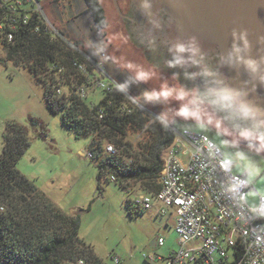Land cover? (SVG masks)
<instances>
[{
    "label": "trees",
    "instance_id": "1",
    "mask_svg": "<svg viewBox=\"0 0 264 264\" xmlns=\"http://www.w3.org/2000/svg\"><path fill=\"white\" fill-rule=\"evenodd\" d=\"M93 9L105 26L104 9L97 0ZM0 41L6 53L0 56V62L27 68L44 86L47 108L61 113L64 127L77 138L91 137L88 152L96 160L98 178L114 175L115 183L126 191L137 185L146 192L159 191L162 153L173 140L175 122L170 121L167 130L151 123L153 116L139 110L119 91L104 96L95 106L82 99L72 85L57 95L52 87L57 81L49 69L58 61L64 63L67 69L60 81L69 85L71 74H76L71 58L78 55L61 37L52 38L43 30L27 28L12 42ZM140 102L145 106V101ZM31 122L39 120L31 118ZM130 132H144L145 138L134 144L128 139ZM28 133L25 124L5 121L0 153V264H55L77 257L100 260L92 245L80 236L79 215L61 209L17 168L30 146ZM107 143L113 144L116 154L106 153ZM125 205L131 211L136 209L131 199Z\"/></svg>",
    "mask_w": 264,
    "mask_h": 264
},
{
    "label": "rangeland",
    "instance_id": "2",
    "mask_svg": "<svg viewBox=\"0 0 264 264\" xmlns=\"http://www.w3.org/2000/svg\"><path fill=\"white\" fill-rule=\"evenodd\" d=\"M42 5L46 0H40ZM108 21L107 37L112 55L122 64L129 63L154 70L156 77L143 83V89L158 88L160 83L178 86L173 76L167 75L148 65L140 49H137L123 30L119 15L112 0H101ZM5 49L0 41V56L5 57ZM196 89V88H194ZM128 90V89H127ZM66 91V89H65ZM129 91V90H128ZM132 92V91H131ZM135 95V94H134ZM136 97L140 95H135ZM89 97L97 102L101 92L94 90ZM147 113L158 116L167 112L169 120L176 127H189L206 132L216 143L224 140L229 145L223 147L225 153L244 152L255 163L256 174L250 179L255 182L259 192H264V151L257 152V146L247 145L246 140H238L235 135H221L214 125L199 129L195 119L185 120L175 117L180 102L170 100L161 103L144 102ZM143 105V104H142ZM210 111V106L207 109ZM61 113L51 112L44 97V86L36 80L27 68L0 62V153L3 149V130L7 120H14L28 127L30 146L17 163L21 173L29 177L61 209L80 217V236L92 245L94 252L106 263L112 264V253L121 257V264H144L142 252L157 251L167 254L177 248V235L172 217L157 211V203L145 210H129L127 199H133L135 193L143 191L139 186L126 191L105 176L97 177L96 160L88 156L90 136L77 138L61 122ZM31 118L39 120L32 123ZM205 123L206 119H205ZM145 138L144 132H130L128 139L136 144ZM238 141V142H237ZM240 161H235L233 170H240ZM247 193V202L253 207L258 204V195ZM256 193V192H255ZM155 237H163V246H151Z\"/></svg>",
    "mask_w": 264,
    "mask_h": 264
},
{
    "label": "built area",
    "instance_id": "3",
    "mask_svg": "<svg viewBox=\"0 0 264 264\" xmlns=\"http://www.w3.org/2000/svg\"><path fill=\"white\" fill-rule=\"evenodd\" d=\"M27 28L43 30L52 38H63L44 12L40 0H0V40L12 42ZM67 42L78 53L71 58L76 74H71L69 85L60 81L67 66L58 61L49 69L57 81L52 87L61 95L72 85L82 99L95 106L104 96L116 91L115 82H120L107 68L103 54L92 57ZM94 90L101 92L97 102L89 97ZM124 94L132 102L128 96L132 95L128 91ZM137 107L147 113L141 102ZM99 116H103L102 111ZM205 137L219 145L204 131L174 127L173 140L162 153L159 191H140L131 200L142 210L157 203V211L174 220L177 248L170 249L167 254L144 251L141 254L144 264H264V250L256 246L258 240L264 239V217H258L247 202L249 191L259 193L255 182L248 178V172H235V162L231 170L226 171L222 164L224 149L220 148L219 152L214 149L215 154H210ZM105 151L116 154L111 143L105 145ZM88 156L91 158L92 154L88 152ZM109 179L117 181L114 175ZM236 184L239 187L233 191ZM262 203L264 199L258 195L256 207ZM164 244L163 237H156L155 247ZM110 258L112 264H121L117 254L112 253ZM55 264L108 263L102 258L94 261L77 257Z\"/></svg>",
    "mask_w": 264,
    "mask_h": 264
},
{
    "label": "water",
    "instance_id": "4",
    "mask_svg": "<svg viewBox=\"0 0 264 264\" xmlns=\"http://www.w3.org/2000/svg\"><path fill=\"white\" fill-rule=\"evenodd\" d=\"M133 1L144 15L152 19L151 29L153 34L157 33L161 26L159 10L164 9L171 15L173 22L170 25L167 36L172 43L175 55H182L185 63L192 62L193 59H197L211 50L217 52L220 57L218 71L225 79L227 86L241 93L242 99L260 109L257 121H245L236 118L234 120H226V127L232 129L234 123L251 126L258 121H264V79H262L264 78V43L259 41V38L264 36V0ZM145 4L149 6L145 7ZM233 31L237 33L247 31L251 48L240 55H243L245 59L252 58L259 62V68L256 72L249 70L243 62L237 59L233 45L239 44L243 47V42L234 39ZM193 37L198 42L200 53L192 57L189 52L184 54L175 52L177 43L187 44ZM144 57L151 67L173 76L178 86H183L187 89L196 88V79L193 82L188 80L175 68L171 69L175 70L176 73L171 74L169 71H165L162 65L154 62L155 59L152 55ZM106 66L120 83H125L124 80L117 76L119 68H115V63L111 59L108 60ZM164 66L170 70L169 66ZM125 73L132 78V75L127 70ZM131 82L135 83L136 80L131 79ZM220 88L212 87L213 90H219ZM210 111H213L211 106ZM217 114L220 117H227L231 115V112L229 110H218ZM246 144L257 146L255 142L247 141ZM155 241L156 237L151 241V246L155 245Z\"/></svg>",
    "mask_w": 264,
    "mask_h": 264
},
{
    "label": "clouds",
    "instance_id": "5",
    "mask_svg": "<svg viewBox=\"0 0 264 264\" xmlns=\"http://www.w3.org/2000/svg\"><path fill=\"white\" fill-rule=\"evenodd\" d=\"M149 5L145 4V7ZM233 37L235 40L242 41L243 47L239 44H234L233 49L237 54V59L243 62L246 67L252 72H256L259 68V62L255 59H245L242 52L248 51L251 48V42L248 39L247 31L237 33L233 31ZM261 43H264V36L259 38ZM175 52L178 54H184L189 52L192 57H195L200 53V47L195 37L191 38L187 44L177 43L175 45ZM202 59V57H201ZM184 58L182 55H177L174 60L168 61L169 67H175L183 64ZM193 64H200V60L193 59ZM125 67L130 70L137 81L147 83L156 77L154 70L144 69L142 66L129 63ZM202 75L208 77H215L216 73L210 69H203ZM264 79V78H262ZM217 83L223 85L219 90H208L207 92L200 93L196 89H187L183 86H170L166 81L160 83L158 88L144 91L138 97H132L128 95L132 103L139 106L140 100L149 103H161L175 100L180 102V107L175 110L174 116L180 117L185 120L195 119L198 122L199 129H205L207 125H214L220 135H235L238 140H246L249 142H256L259 147L257 152L264 151V121H258L251 126H243L234 123L232 129L225 126L226 120H234L236 118L248 121H257L260 113L258 107H254L250 102L242 99L241 93L231 89L225 84L224 81L218 80ZM129 85L127 83H116V91L126 93ZM208 106H211L213 111L209 112ZM218 110H229L230 116L220 117L218 116ZM205 119L207 124L205 123ZM151 123H158L164 130L169 128V114L167 112L161 113L158 116H153ZM175 122V121H172ZM187 131V129H185ZM204 141L209 149L210 154H215L213 150L219 152L220 148L229 145V141L224 140L222 144L215 145L207 137ZM238 142V141H237ZM235 161H240V170L249 172L250 179L256 174L255 163L246 155V153L240 151L235 154L225 153L222 164L226 171H230ZM239 187L238 184L233 185L232 190L235 191ZM251 195H259L264 199V192L252 193ZM252 211L256 213L258 217H264V203L260 207L253 205ZM257 247H261L264 250V239H260L256 242Z\"/></svg>",
    "mask_w": 264,
    "mask_h": 264
},
{
    "label": "flooded vegetation",
    "instance_id": "6",
    "mask_svg": "<svg viewBox=\"0 0 264 264\" xmlns=\"http://www.w3.org/2000/svg\"><path fill=\"white\" fill-rule=\"evenodd\" d=\"M94 1L46 0L42 8L65 40L77 45L85 54L92 57H99L103 54L106 65L108 60L111 59L115 63V68H119L117 76L129 85V92L132 91V94L141 95L144 92L143 83L137 81L134 74L113 56L109 50L110 43L106 30L108 27L106 12L101 0H97V3L104 9L105 26H102L94 13ZM112 2L119 15L123 33L127 36L130 35L128 38L132 41L130 43L140 49L144 56L152 55L155 59L154 62L162 65L163 69L171 74L176 73L175 70H172L175 68L188 80L193 82L196 79L198 92H207L210 89L213 90L212 87L223 86L217 83L218 80L225 82V79L218 71L220 57L215 51L211 50L197 58L196 60H200L198 65L193 64V62H184L181 65L170 67V70L164 66H168L166 63L176 57L172 49V43L167 36L173 18L166 10H159L161 26L158 32L153 34L151 29L152 19L144 15L133 0H112ZM205 68L216 73V76L208 77L202 75L201 73ZM126 70L132 75V78L128 77L125 73ZM131 79H135L136 82H131ZM216 136L219 141H223L220 134H216Z\"/></svg>",
    "mask_w": 264,
    "mask_h": 264
}]
</instances>
